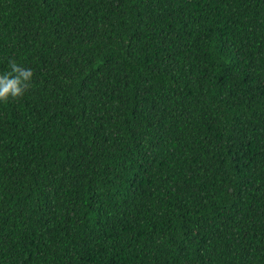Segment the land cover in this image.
Listing matches in <instances>:
<instances>
[{
    "label": "trees",
    "instance_id": "trees-1",
    "mask_svg": "<svg viewBox=\"0 0 264 264\" xmlns=\"http://www.w3.org/2000/svg\"><path fill=\"white\" fill-rule=\"evenodd\" d=\"M0 264H264V0H0Z\"/></svg>",
    "mask_w": 264,
    "mask_h": 264
},
{
    "label": "clouds",
    "instance_id": "clouds-1",
    "mask_svg": "<svg viewBox=\"0 0 264 264\" xmlns=\"http://www.w3.org/2000/svg\"><path fill=\"white\" fill-rule=\"evenodd\" d=\"M34 73L31 68H26L9 59L8 70L0 74V102L8 103L24 96L32 86Z\"/></svg>",
    "mask_w": 264,
    "mask_h": 264
}]
</instances>
